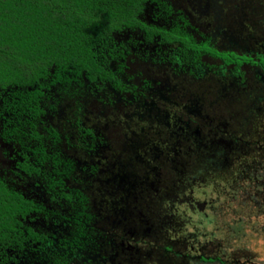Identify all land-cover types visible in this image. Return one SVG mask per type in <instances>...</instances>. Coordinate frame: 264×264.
I'll list each match as a JSON object with an SVG mask.
<instances>
[{
  "label": "rangeland",
  "instance_id": "rangeland-1",
  "mask_svg": "<svg viewBox=\"0 0 264 264\" xmlns=\"http://www.w3.org/2000/svg\"><path fill=\"white\" fill-rule=\"evenodd\" d=\"M221 7L234 13L228 18L243 29L239 36L248 37L253 48L255 40L264 44V0H226ZM256 78L251 75L226 97V112L237 119L234 141L211 137L197 149L191 138H170L169 117L164 120L156 111L122 109L119 114L103 100L85 105L84 90L71 87L69 94L59 95L61 121L51 120L59 123L55 147L72 155L68 145L74 141L77 147L78 138L67 132L65 121L80 111L100 119L86 123L103 137L104 144L95 149L102 161L88 182H64L66 188L81 186L86 198L78 217L87 219L76 228L77 235L82 226L81 254L64 263L61 249H39L36 264L53 259L102 264L95 254L106 264H264V82ZM106 97L112 104V94ZM157 104L169 114L166 103Z\"/></svg>",
  "mask_w": 264,
  "mask_h": 264
},
{
  "label": "flooded vegetation",
  "instance_id": "flooded-vegetation-1",
  "mask_svg": "<svg viewBox=\"0 0 264 264\" xmlns=\"http://www.w3.org/2000/svg\"><path fill=\"white\" fill-rule=\"evenodd\" d=\"M136 1L130 24L110 30L95 44L96 60L104 72L102 77L96 76L89 80L81 73L71 76L68 83L57 81L43 89L44 94L38 101L41 111L32 118V124L40 136L37 143L41 141L45 154L41 162L38 158L40 152L33 149L35 140L33 137L28 139L27 127L31 123H28L30 118L27 119V115H24L28 121H25V127L20 131L23 133L21 136L17 132H10L16 124H7V135L3 136L0 123V178L14 186L25 198L38 204V209L18 218L22 238L0 246V264H36L39 249L45 248L46 251L61 249L63 255L59 254L64 257L61 260L64 263L66 260H75L78 253L81 254L77 251L80 250L77 235L83 232L79 228L76 235V228L87 218H79L77 214H81L82 210L84 213L85 208L81 210L77 206L74 209L58 195L59 185H51L46 177L54 175L61 182L68 178L81 185L87 177L97 173L102 159L99 153L95 154V149L100 141L103 142V137L99 135L98 127L89 126L92 118L85 117L80 111L73 112L65 122L67 132L77 136L75 143L78 146L73 147L74 141L68 145L74 148L72 155H63L60 151L61 160L69 162L68 171L66 174L48 171L51 151L47 148L55 146L60 134L57 128V122L61 121L57 115V102H60L59 95L70 93L68 88L71 87L73 91L83 89L84 95L88 96L84 100L85 105L103 100L107 108H119V114L122 109L139 111L140 108L149 110L148 115L154 111L155 114H163L164 120L169 117L170 138H191L196 149L211 137L234 141L233 127L237 119L226 112V97L232 89L251 80V75H256V79L264 82V44L255 40L254 49L248 37L239 36L238 33L243 29L235 28L229 21L231 18H228L234 13L229 12L230 8L221 7L226 0ZM175 5L176 8L173 7ZM251 66L254 68L252 72L249 69ZM106 94H112V104ZM158 102L166 103L169 114L166 113L167 108L161 109L158 104L155 106ZM162 110L166 114L161 113ZM104 114L102 112L100 118ZM10 117L16 123L15 117ZM53 118L54 122L57 120L55 124L51 121ZM99 120L96 118L93 121L96 123ZM15 130L18 131V128ZM48 130L56 133V140L52 134L48 135ZM25 140L34 144L26 149ZM187 149L190 147L187 146ZM184 154L187 155L186 152ZM94 156L97 160H93ZM28 164L38 166V171L31 170ZM64 191L70 194L68 200L72 203L83 197L80 195L83 192L81 186L65 188ZM83 205H86L85 197ZM28 229L38 234V238L27 237ZM118 254L115 251L113 255L118 257ZM95 255L99 256L102 264H106L105 257ZM55 262L53 259L49 264Z\"/></svg>",
  "mask_w": 264,
  "mask_h": 264
},
{
  "label": "trees",
  "instance_id": "trees-1",
  "mask_svg": "<svg viewBox=\"0 0 264 264\" xmlns=\"http://www.w3.org/2000/svg\"><path fill=\"white\" fill-rule=\"evenodd\" d=\"M136 5V0H0V123L3 136L7 135V124H16L10 132L21 136L20 131L30 118L28 139L35 140L33 149L40 152L41 162L45 154L41 141L37 143L40 136L32 118L41 111L38 101L44 94L43 89L57 81L68 83L71 76L81 73L89 80L102 77L104 72L96 60L95 44L110 30L130 24ZM10 116L15 117L16 123ZM51 134L56 140V133L49 131L48 135ZM24 142L26 149L34 144L29 140ZM49 150L48 171L66 174L69 162L61 160V150L55 146ZM28 166L35 172L39 169L32 164ZM46 180L51 185H59L58 195L74 209L77 206L81 210L85 208L83 197L74 203L68 200L70 194L64 191L66 187L59 177L52 175ZM37 206L0 178V246L22 238L18 218L38 209ZM27 231V237L38 238L31 229Z\"/></svg>",
  "mask_w": 264,
  "mask_h": 264
}]
</instances>
